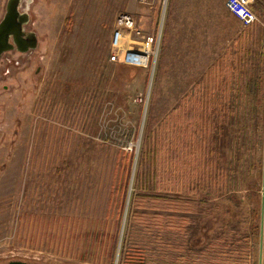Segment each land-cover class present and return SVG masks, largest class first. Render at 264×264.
I'll list each match as a JSON object with an SVG mask.
<instances>
[{
  "label": "rangeland",
  "instance_id": "obj_1",
  "mask_svg": "<svg viewBox=\"0 0 264 264\" xmlns=\"http://www.w3.org/2000/svg\"><path fill=\"white\" fill-rule=\"evenodd\" d=\"M23 1L37 46L0 64V264L180 263L171 249H127L145 238L129 213L161 214L163 227L171 218L192 252L253 238L258 264L264 115L256 126L244 86H264L263 26L221 14L225 0H193V13L177 8L174 47L144 34L152 63L129 72L108 61L115 19L153 28L170 0ZM133 196L189 209H141ZM172 234L163 244H181Z\"/></svg>",
  "mask_w": 264,
  "mask_h": 264
},
{
  "label": "trees",
  "instance_id": "obj_2",
  "mask_svg": "<svg viewBox=\"0 0 264 264\" xmlns=\"http://www.w3.org/2000/svg\"><path fill=\"white\" fill-rule=\"evenodd\" d=\"M254 3H260L261 0H251ZM66 25H69V22H66ZM121 65V64H120ZM122 67L132 72L130 68L121 65ZM247 95L250 97L253 105L251 106V117L254 119L256 126L263 120L264 115V86L260 80L251 81L250 83L244 86ZM154 94L152 95L153 100ZM222 112V111H221ZM225 114V111L223 110ZM228 115L232 114V111L227 112ZM222 115V114H221ZM127 177V176H126ZM123 185L120 188L125 189L127 186V178L123 180ZM131 201V202H130ZM129 201V205L136 203L138 208L144 209L145 207L156 208L155 205H162V208L172 212H184L187 209L185 203H180L179 201H174L171 199H163L149 196H133ZM151 205H153L151 207ZM163 215L153 214L152 219L147 220L145 214L143 213H129V220L131 223H134L140 230L143 237L141 238L132 237L128 238L125 246L127 249L133 253H142L146 249L156 248L159 251L161 250H174L176 257L180 263L178 264H196V259L205 260L206 264H254L253 261V245L252 240L246 241L243 243H223L212 247L210 251H205L201 249L199 252H192L191 249L187 248V244L184 242V228H178L175 225H172L171 218L168 217L167 225L162 226L160 223ZM255 219V216L253 215ZM165 231H172L173 236L183 240L178 245L163 244L161 236L164 235ZM147 243H146V242ZM186 259H191L190 263L184 262ZM138 264H143V259L138 260Z\"/></svg>",
  "mask_w": 264,
  "mask_h": 264
},
{
  "label": "built area",
  "instance_id": "obj_3",
  "mask_svg": "<svg viewBox=\"0 0 264 264\" xmlns=\"http://www.w3.org/2000/svg\"><path fill=\"white\" fill-rule=\"evenodd\" d=\"M139 4H148L147 0H138ZM165 3V1H164ZM251 0H225V9L234 16L244 28L264 24L252 9ZM131 38L141 40L142 44L137 48L124 46V40ZM111 54L109 63H118L126 67L144 69L150 67L151 53L145 43V36L137 25L135 19L127 14H120L115 19L114 29L110 38ZM154 65V64H153Z\"/></svg>",
  "mask_w": 264,
  "mask_h": 264
},
{
  "label": "water",
  "instance_id": "obj_4",
  "mask_svg": "<svg viewBox=\"0 0 264 264\" xmlns=\"http://www.w3.org/2000/svg\"><path fill=\"white\" fill-rule=\"evenodd\" d=\"M20 0H7L4 15L0 21V57L3 53L16 48L19 53H27L37 46L35 33H25L24 26L28 23V14L19 12ZM11 40V43L9 42ZM262 188L264 190V136H263V158H262ZM264 194L261 199V223L259 233L258 264H261L262 252V220H263ZM7 264H33L21 261H11Z\"/></svg>",
  "mask_w": 264,
  "mask_h": 264
},
{
  "label": "crops",
  "instance_id": "obj_5",
  "mask_svg": "<svg viewBox=\"0 0 264 264\" xmlns=\"http://www.w3.org/2000/svg\"><path fill=\"white\" fill-rule=\"evenodd\" d=\"M184 6L185 10H190L191 13H193V9H194V4H193V0H185V5L182 4V0H170L168 3V12L166 14L164 23H160V24H156L154 25L153 28H151V25L146 24V19L144 16H134L133 18L135 19L137 25L139 26L140 30L143 32V34H145V36H150L153 35V45L157 44V43H162V50H166V49H172L173 43L175 42V40L177 39L178 34H181L179 32V27L176 26V23H174L175 19L178 18L177 17V13L179 12L177 10V8ZM219 12L221 14H225L228 13L224 6L222 5H218L217 6ZM252 9L255 12V14L261 19V21L264 19V0H261L260 3H254L252 1ZM191 13H189V15H192ZM194 16V14H193ZM229 16H232L229 14ZM228 16V17H229ZM234 18V17H233ZM193 21V20H192ZM192 23V22H191ZM185 32V37L186 39L189 41L191 40V43H193V39H194V29L191 28L185 31H182V35ZM188 34H190V38H188ZM128 40L130 41V47L132 48H137L138 47V40L136 39H131L128 38ZM161 46V44H160ZM162 64V61L160 62V66Z\"/></svg>",
  "mask_w": 264,
  "mask_h": 264
},
{
  "label": "flooded vegetation",
  "instance_id": "obj_6",
  "mask_svg": "<svg viewBox=\"0 0 264 264\" xmlns=\"http://www.w3.org/2000/svg\"><path fill=\"white\" fill-rule=\"evenodd\" d=\"M20 3L22 4L23 3V6H24V1L23 0H20V2H19V7H20ZM26 3H27V1H26ZM20 13H26L25 11H23L22 10V12L21 11H19ZM28 17H29V15H28ZM28 22H29V19H28ZM28 24V23H27ZM26 24V25H27ZM26 25L24 26V28H23V31L25 32V33H29V32H32L30 29H26L25 27H26ZM9 42L11 43V40H9ZM30 51H32V50H30ZM29 52V51H28ZM6 53H17V54H22V53H19L17 50H16V48H14L13 50H11V51H9V52H6ZM6 53H3L2 55H1V57H0V64L2 65L3 64V62H4V60H2V57L6 54ZM26 54V53H25ZM35 74H38V71H36L35 72ZM6 87L4 86V89H5Z\"/></svg>",
  "mask_w": 264,
  "mask_h": 264
}]
</instances>
